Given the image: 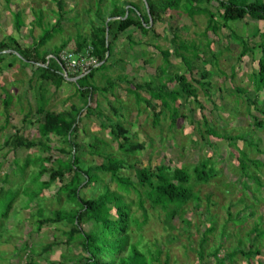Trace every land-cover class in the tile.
<instances>
[{
	"label": "rangeland",
	"instance_id": "1",
	"mask_svg": "<svg viewBox=\"0 0 264 264\" xmlns=\"http://www.w3.org/2000/svg\"><path fill=\"white\" fill-rule=\"evenodd\" d=\"M66 1L61 31L42 50L54 51L69 41L72 48L78 36L89 38L93 23H97V14L100 12L102 17L111 20L115 4L136 5L142 14L146 6V0ZM202 8L217 16L220 24L217 32H207V13L191 17L183 10H174L170 15H161L162 22L155 31L145 34L133 28L120 33L106 68L98 71L92 81L103 89L110 80L114 87L108 92L96 93L92 115L87 114L85 98L77 91L74 82L77 78L69 77L57 90L49 83L39 82L35 67L24 66L15 58L16 52L0 53L3 60L0 63V188L20 190L8 217L0 220V264H70L85 255L79 245L67 243L66 233L71 228L67 222L38 226L41 208L45 218L53 217L57 211L76 209L66 195L59 193L60 184L53 183L33 201L25 194V188H29L30 194L39 193L38 183L49 180V173L39 177L42 158L68 159L71 155L80 158V167L84 170L102 165L107 156L124 160L126 166L121 175L134 182L136 170L160 165L171 170L185 168L191 173L192 187L200 201H191L182 207L169 222L166 212L152 205L147 189L139 188L148 221L142 229L132 228L131 243H138V249L148 258L150 251L156 255L159 249L163 252L161 263L168 259L170 264H250L242 255L232 262L226 256L239 248L249 251L254 243L262 254L252 259V264H264V238L258 239L257 233L250 234L256 225L264 231V92L257 94L254 82L260 54L257 50L255 54L241 56L244 44L251 47L261 42L264 22L247 17L224 25L217 2L205 3ZM57 11L56 4L48 0H0V43L11 38L22 47L30 46L34 40H39L44 29L55 26ZM17 12L24 21L20 30L15 25ZM40 17L42 26L37 23ZM176 31L184 44L190 46L185 55L195 68L194 74L180 56H172L168 64L162 57L161 50L173 46ZM194 49L199 50V57L194 56ZM158 68L170 77L186 75L196 88L203 108L195 99L187 100L183 95L178 101L181 117L177 124L172 125V113L163 110L156 127L152 112L144 103L137 102L130 92L134 87L129 82L153 81L158 85ZM176 89V83H168L169 91ZM241 90L249 93L251 99H258L260 109L250 105ZM140 94L150 98L145 91ZM9 96L12 102L6 106L3 100ZM42 96L48 101L47 110L53 113L70 111L73 106L82 109L78 132L71 137L76 149L56 136H51L49 141L41 138L39 122L43 116L37 113V102ZM30 111L31 119L26 122L25 116ZM118 124L126 129L132 143L144 145V149L134 155L120 152L112 134ZM17 131L29 141L50 145L51 150L45 149L44 144L15 150L13 140ZM96 140L102 142L101 156L90 149ZM245 159L250 160L246 162V174L259 178L263 189L242 172L240 165ZM28 160L38 162L22 171ZM252 161L259 162L260 167ZM203 162L214 171L209 183L198 182L194 175V169ZM45 165L51 167L52 164ZM97 174L99 180L82 187L80 197H97L108 189L119 191L109 174ZM6 196L8 202L14 192ZM124 196L127 202L133 203L135 217L143 221L137 193L132 191ZM92 228L90 223L82 227L87 233ZM210 228L214 229L211 233ZM206 235L205 254L200 258L201 240ZM51 244L54 247L47 252ZM216 250L221 261L212 256Z\"/></svg>",
	"mask_w": 264,
	"mask_h": 264
},
{
	"label": "trees",
	"instance_id": "2",
	"mask_svg": "<svg viewBox=\"0 0 264 264\" xmlns=\"http://www.w3.org/2000/svg\"><path fill=\"white\" fill-rule=\"evenodd\" d=\"M56 4L58 11V20L52 28H46L43 30L39 40L33 41L30 46L22 47L15 39L8 38L0 43V53L4 52H16L15 58L19 60L24 66H34L35 74L39 78L41 83H49L58 90L62 87L67 80L62 75V66L58 62V58L63 51L72 53H84L89 47L92 48V55L101 64L98 68L93 70L88 76L79 78L75 83L79 94L85 98V108L87 114H93V103L96 93L98 91L108 92L114 87L113 81H108V87L99 88L95 86L92 81L96 73L106 68L109 58L113 53L114 41L118 39L120 33H127L131 29L135 28L141 32L147 34L150 31H155L158 23L162 22V14L170 15L174 10H183L194 17L201 13H207L209 15V24L207 32H217L220 29V24L217 22L216 15L207 9H203L202 5L205 3H211L213 1L219 4L221 9L220 17L227 25L230 22H236L246 19L247 17L252 20L264 22V1L263 0H146L145 14L141 13V10L136 5H126L121 7L115 4L111 12V20H107L97 14V23H93L91 28V35L89 38L78 36L75 41L74 47L70 48L69 43L63 44L60 48L54 51L42 50L55 36L56 33L61 31L60 26L64 20L66 12V0H48ZM15 25L18 30L24 25L22 15L17 12L14 15ZM38 25L42 26V18L37 19ZM131 38V35L128 36ZM257 37V36H255ZM261 42L252 45L251 47L244 44L241 56L244 57L248 53H254L258 50L260 58L258 60V74L254 76L255 91L258 93L264 92V34L261 35ZM113 40V42L110 41ZM210 44V43H209ZM243 44V43H242ZM172 47L166 51L161 50L164 61L170 63L172 56H180L183 62L186 64L190 73L194 74L195 68L192 67V63L185 55V52L190 51V46L184 44L180 39L179 32H175L172 40ZM195 57H199V50L194 49ZM49 56H54L55 59H48ZM3 60H0L2 63ZM48 65V66H47ZM47 66V67H44ZM159 72L158 85L155 82L145 83H133V90L130 92L135 96L137 102L144 103L146 107L153 114V122L157 127L162 119L163 110H169L172 118V125H176L181 115L179 111V99L183 95L187 100L195 99V102L203 108L201 101L198 98L197 90L190 82L186 75H175L170 77L161 68L157 70ZM203 79H206L205 77ZM168 83H176L178 89L174 91L168 90ZM203 87L206 84L199 82ZM141 91H145L149 94V99L141 96ZM240 93L245 94L243 90ZM246 99L250 105L260 109L258 107V99H251L250 94H245ZM6 106H9L12 102V97H6L3 100ZM48 101L44 96L38 99L37 113L43 116L41 122H39V134L42 139L49 141L51 136H56L61 139L65 144L75 148V145L71 142L73 133L78 132L79 116L82 109H78L73 106L70 111H64L61 113H53L47 110ZM32 111L28 112L25 116V121H30ZM261 125V123H257ZM116 141L119 145V151L126 155H134L138 151L144 149V145L132 143L127 136L126 129L118 124L115 129L112 130ZM43 145L44 148L51 150L50 145L45 143H36L29 141L25 137L20 136V132L17 131L16 138L13 140V146L15 150L23 147L33 148ZM102 142L96 140L94 144L90 145L92 153L96 155H103L101 148ZM76 149V148H75ZM249 159H245L241 162L242 172L252 179L259 189H263L262 182L257 177H250L246 174L247 164ZM37 160H28L25 165L22 166V171H25L31 164H36ZM40 175L49 173V180L46 182H39V193H34L29 188H25V194L30 196L31 200L38 199L42 192L51 187L53 183L58 182L60 184L59 193L66 195L68 201L76 205L75 210H61L57 211L53 217L44 216V210L41 208L38 211L40 217L38 226L48 224H59L67 222L71 228L66 233L68 238L67 243L69 245L76 244L81 247L83 251L82 259L71 261L70 264H153L159 262V264H170L167 259L165 263L160 262V257L163 254L162 250H157L156 255L149 252V258L138 249L139 244L131 243L132 228L135 226L137 229L142 227L148 221V211L145 208V202L142 196L140 187L147 189L146 193L154 207H160L167 214L168 222L176 215L182 207L189 204L191 201L199 202L200 197L195 194L192 187V175L185 168H176L171 170L166 165L156 166L154 168H142L136 170V182L130 180L121 175L122 170L126 166L124 160L107 156L105 162L96 166L95 168L89 167L84 170L80 167L81 160L76 155H71L68 159L61 157L51 156L49 158H42L40 160ZM260 167L259 162H253ZM45 164L51 165V167ZM16 165H18L16 163ZM207 162H203L201 165L194 169V175L198 182L209 183L213 178V168L209 167ZM109 174L111 180L116 183L119 191L106 190L104 193L92 198H82L79 195V191L82 187H88L94 182L99 180L97 173ZM250 177V178H249ZM1 180V179H0ZM135 191L139 196V206L143 211V221L135 217L132 211V202H127L124 194H130ZM10 192H14V196L7 202L6 195ZM20 190H6L0 188V220L8 217V211L13 206L19 196ZM30 194V195H29ZM8 205V209H7ZM92 224L93 228L90 233L83 231L82 227L85 224ZM214 229L210 228L209 233ZM257 233L258 239L264 238V231H262L260 225H256L252 229L250 234ZM207 235L201 240L202 252L200 258L204 257L205 245L207 243ZM54 245H49L46 249L47 252H51ZM261 251L256 248V244H251L249 251L242 249L235 250L229 253L226 258L231 262L235 260L238 255H242L245 259L252 264V259L261 255ZM218 250L214 254L217 258ZM224 261V260H222ZM222 263V262H220Z\"/></svg>",
	"mask_w": 264,
	"mask_h": 264
},
{
	"label": "built area",
	"instance_id": "3",
	"mask_svg": "<svg viewBox=\"0 0 264 264\" xmlns=\"http://www.w3.org/2000/svg\"><path fill=\"white\" fill-rule=\"evenodd\" d=\"M92 51V48L89 47L84 53L63 51L60 54L58 62L62 66V75L67 81L69 77H75L77 79L86 77L101 65L92 55ZM48 59L55 58L54 56H49Z\"/></svg>",
	"mask_w": 264,
	"mask_h": 264
},
{
	"label": "water",
	"instance_id": "4",
	"mask_svg": "<svg viewBox=\"0 0 264 264\" xmlns=\"http://www.w3.org/2000/svg\"><path fill=\"white\" fill-rule=\"evenodd\" d=\"M79 79L75 80L74 82L76 83Z\"/></svg>",
	"mask_w": 264,
	"mask_h": 264
}]
</instances>
